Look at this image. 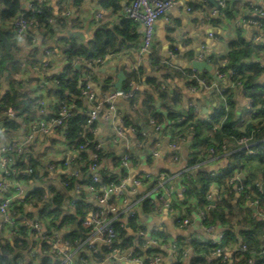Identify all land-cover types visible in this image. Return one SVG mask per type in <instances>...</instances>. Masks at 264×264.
Segmentation results:
<instances>
[{"label": "built area", "instance_id": "built-area-1", "mask_svg": "<svg viewBox=\"0 0 264 264\" xmlns=\"http://www.w3.org/2000/svg\"><path fill=\"white\" fill-rule=\"evenodd\" d=\"M218 7L212 6L210 17L214 14L225 15L228 0H215ZM244 14L238 17L236 25L248 24L257 30L264 31V4L256 0H237ZM69 0H64L63 17L71 15ZM179 0H128L122 8V15L130 21L140 22L142 25V37L138 47V53L146 57L152 54L154 39V23L164 17L169 22L167 11L175 6ZM1 6V3H0ZM46 0H28L24 8L14 15L8 22L17 39L25 38L30 29L38 24V17L47 9ZM191 10L190 6L186 7ZM96 16H101L97 13ZM209 19V17H208ZM52 22V19L49 20ZM211 35V33H209ZM255 39H259L256 36ZM206 46L201 48L196 60H207ZM51 49L45 48L40 63L31 66L33 70L42 71L44 74L37 86L38 91L30 94L27 101L37 106L36 112L43 115L38 120L28 123V133L18 139L0 142V168L2 169V181L0 186L3 189L12 186L14 196L4 195L0 199V243L14 238L19 227L25 226L28 230L29 241L34 243L27 249L28 256L33 259L32 264H44V258H50L45 264H181L189 255L187 248L181 243L162 234L155 225H147L137 217L135 206L142 204L156 215H165L173 219L179 227L190 225L192 217L197 216L206 234V248L208 256L215 260L209 264H229V248L224 242L225 230H218L215 223H206L210 211L216 206L221 198L228 194L236 193L242 202L251 207V217H263L260 209V195L264 193L263 179L254 181L255 191H250L247 177L240 170L233 171L230 176L218 184L214 191L210 187L206 194L207 202L200 206L197 199L193 214H186L181 210L179 201L184 202L186 198V185L183 182L176 187L174 177L165 171L154 175L150 171H140L130 174L129 170L137 165L136 149L143 145L144 140L151 133L156 135L154 146L150 148L148 156L153 158L160 154V134L168 131L172 137V127L156 123L154 115H147V122L144 127L130 122L125 115L118 113L117 102L119 100L129 101L140 91L141 83L135 80L128 82L127 88L120 90L112 89L106 93H97L95 87L87 79L80 81L79 95L91 103L84 112V121L77 134L80 138L78 143H69V122L73 118L74 104L72 102L58 101V106L52 115L47 114V102L43 92L46 88L45 80L52 78L48 73L51 62ZM107 54L87 60L89 68L96 67L103 63ZM177 58L175 51H169L167 57L160 62L167 66H173ZM226 59L219 58L212 75L200 76L193 74V82L188 84L191 93L201 90H215L220 97L219 109L228 110L227 97L224 94L226 88L241 87L242 78L236 69L228 68ZM260 66L264 65L260 62ZM192 71H197L190 68ZM199 72V71H198ZM201 72V71H200ZM18 73H16L17 75ZM225 78L229 85L225 88L219 85ZM1 81V79H0ZM161 83V88H166ZM0 92V104H1ZM253 99H248L250 108ZM187 113L177 119L181 123L189 111L196 114L195 119L188 122L187 128L177 138L168 141L172 159L177 161L180 156V149L184 143L191 142L193 130L197 120L208 122L210 131L216 132L221 125L219 122H212L214 109L199 116L201 107L195 100L187 101ZM264 109V104L254 109ZM4 115L14 117L15 111L12 107L4 109ZM101 118L111 121V134L107 142L97 141L93 136L96 132V121ZM177 129L174 128V131ZM252 129L248 135H243L233 141L235 148H230L226 140L217 144L218 147H210V157L219 155L227 156L233 150L242 149L245 155H254L258 151V145L264 141V124L262 129ZM52 131H58L63 139L69 144V150L59 162L46 163V171L54 173L57 169L64 171L60 176L62 188H68L65 198L66 211H75L78 202L83 204V219L81 225L84 228V235L69 240L65 237L70 229L67 226L56 227L51 223V216L40 219L35 215H24L23 210L27 205H34L26 200L27 190L23 185L14 180L15 174L28 176L34 174L31 166L19 167L16 161L17 156L23 154L27 143L33 142L35 133L44 137ZM258 133V134H256ZM135 135V142H131L130 136ZM258 135V137H256ZM125 142L122 151L117 155L116 163L110 158L106 149L108 146H117ZM87 154L85 160L84 154ZM87 166L83 171L82 167ZM214 176V171L210 172ZM143 193L138 194L140 188H145ZM130 195H133L131 198ZM50 193L46 194V198ZM188 205L190 200L185 201ZM21 207V209H19ZM26 216V217H25ZM23 218V220H22ZM8 230V238L5 231ZM264 238V232H261ZM197 250V249H195ZM247 250V245L242 241L235 246V254L241 255ZM201 256V255H199ZM202 257V256H201ZM168 261V262H166ZM260 261V262H259ZM248 264H264V246L260 247L256 254L251 255Z\"/></svg>", "mask_w": 264, "mask_h": 264}, {"label": "crops", "instance_id": "crops-1", "mask_svg": "<svg viewBox=\"0 0 264 264\" xmlns=\"http://www.w3.org/2000/svg\"><path fill=\"white\" fill-rule=\"evenodd\" d=\"M19 1L22 4L23 9L28 0ZM127 1L128 0H121L119 7L113 9L111 7L103 8L100 4V0H69L68 4H70L71 15L63 17L62 11L64 9V0H46L47 6L51 9L53 15L57 18H61L58 21H55V19L52 20L54 22L52 24V30L44 36L45 29L43 27H40L39 29L36 25L30 29L25 38L17 39L15 37L16 44L22 47L25 52H28L32 46L40 47L42 54L45 48L51 49V62L47 71L52 78L45 80L46 88L43 92L44 98L47 102L46 109L48 115H52L58 106V98L49 93L48 89L53 87L52 83L55 82V76L62 73L63 67L66 63L64 49H66V47L72 42L87 44L92 38L94 32L100 26L118 25L120 27L121 21L125 19L122 15V8ZM2 6L3 3L1 2V7ZM187 6H190L191 10H187ZM228 7L231 11L230 15L210 17L209 13L212 5L207 0H179L175 6L167 11L169 22L166 21L164 17H160L154 23L152 53L161 60L168 56L169 51H175L177 53V58L173 61V64L177 66L175 71L180 72L185 77L182 80L172 81L168 84L169 86L174 87L176 91H179L182 95L181 101L174 107L181 114L187 113L186 104L190 99L195 100L201 107V112L199 114L200 117L205 113L210 112L212 109L215 110L220 104V97L215 90H201L194 93L189 92L187 83V79L189 81V78H186L185 74L181 72V69L184 67L180 66V63H189L191 60H194L203 46H206L207 48L206 53L208 54V57L206 61L211 64L213 69L218 59L221 57L224 58L229 53L230 42H237L242 48L250 47L251 51L248 60L253 59L264 65V31L257 30L255 27L248 24L236 25L237 18L244 14V10L240 7L237 0H230ZM97 13H100L101 16H96ZM125 32L126 35L129 36L128 39L120 43L116 51L108 53L102 64L89 68L85 61L79 62V64L83 65L81 80L87 79L90 81L93 87H95L97 93H106L114 89L113 83L116 81V74L120 69L123 70L125 74L124 82L127 79V75L137 70L139 67L145 69V76H159V73L154 72V69L151 68L149 57L138 53V47L142 37L141 23L128 20L127 30H125ZM209 33H211V35H209ZM256 36H259V39L256 40ZM43 39L45 43H43ZM209 57L211 60H209ZM43 59L44 57L41 56L39 60L41 61ZM40 61L38 63H40ZM87 67L88 72L86 73ZM212 71H206L204 76L212 75ZM15 78L25 85L29 90V94H34L38 91L37 86L39 82L43 80L44 74L40 70L37 71L33 70L31 67H27L21 69L18 74L15 75ZM107 78H110L111 83L107 84L108 89L102 92L101 87L105 84L104 82ZM131 80L133 79H129V81ZM258 81L259 83L264 84V72L259 77ZM219 85L225 88L229 85V81L223 78ZM8 87V83L4 78H1V94L6 92ZM144 88H146L145 85L141 83L140 91L133 99L129 101L119 100L117 102L118 113L125 115L130 122L141 127L146 125L148 115L147 110L142 106ZM229 92L236 112V117L239 119L237 125L241 131L245 130L248 124L255 125L263 120L262 116H254L253 111L249 107L248 99L250 96L247 91H243L239 87H233L229 89ZM68 101L74 104L73 118L71 121L74 124H77L82 120L85 110L88 107H91V103L85 98L80 97V95H74ZM155 104L158 106L160 105L158 99H156ZM2 113L4 114V110ZM25 116L26 114H22L20 117L16 116V120L19 121L17 129L11 131L10 136L1 135L0 142L11 141L27 135L28 123L32 120H38L45 117L36 112V115L26 122L24 120ZM243 119H245L244 127L243 123L241 124V122L244 121ZM110 123L111 121L101 118L96 121V132L93 137L97 141L107 142L111 134ZM163 125L165 126V124ZM3 130L4 128H2V131ZM34 135V143H27L23 156H17L16 161L19 167H26L30 166L28 158H32L36 164L37 172L32 175L21 177L17 173L14 175L13 179L19 181L27 190H32L37 186H45L46 188L54 187L55 189H59L61 188L60 176L64 171L57 169L54 173L50 171L47 172L46 163L59 162L69 150V143L63 139L58 131H52L44 137H41L37 132ZM159 136L161 139L160 154L153 158L149 157L147 154L145 161L140 157V154L144 153V148L147 143L149 150L154 146L156 135L151 133L149 137L144 140L145 143L136 149L137 165L129 170V172L134 175L142 170H146L156 175L159 172L165 171L172 177L175 176L174 184L178 187L181 182L180 174L187 169V160L191 142L184 143L181 146L179 159L175 161L172 159L170 149L168 148V141L171 140V138H175V135L172 134V137H170L168 131H163ZM130 139L132 143L135 142V135L130 136ZM123 145H125V142L117 146L106 145V149L109 153V161L112 158H117V155H119L123 149ZM232 145L233 143H231V147ZM256 154L249 156L243 153L240 158L242 168H235L233 171L240 170L248 180L253 182L257 179H262L261 174L263 165ZM22 162L24 163L23 165L21 164ZM200 164L201 165L193 171V174H195L196 171L204 170L209 173L214 171L215 175H217L225 172L228 167L232 166L229 156L219 155L212 158L209 154L206 155L205 160ZM1 181L2 173L0 172V183ZM210 187L215 191L218 188V184L213 182ZM145 190L146 187L140 188L138 194L143 193ZM4 195L14 196V188L8 186V188L3 189L0 186V199ZM231 195L234 196L233 202H236L238 199H240L241 202L238 207L233 203L236 219H238V223H235L236 221H234V232L237 239L226 243L227 248H229V264L233 262L235 246L237 243L243 241L238 235V232L243 227L244 215L248 217L251 212V207L244 204L238 194L233 193ZM130 197L132 198L133 195H130ZM193 199L194 197L188 199L190 200L188 205H186V200L184 202L179 201L177 204H181V210L184 213L193 214L195 210L194 206L196 204ZM135 209L140 221L150 226L155 225L162 234L178 241L181 243L182 247L187 248L189 255L183 260V264H189L191 257L196 255H201L207 260V262H213L215 260L213 257L208 256L206 249V234L197 216L192 217L190 225L179 227L171 217L156 215L151 209L146 208L142 204H137ZM36 210V206L27 205L23 210V218L24 215H35ZM258 218L264 219V216ZM217 225L218 230H225V226L220 224ZM261 232H264V230L259 232L261 240L260 247H263L264 238L260 236ZM5 233L8 238H11L8 230H6ZM192 241H198L203 244L193 246ZM32 263L33 259L28 256L27 250L16 260V264Z\"/></svg>", "mask_w": 264, "mask_h": 264}, {"label": "trees", "instance_id": "trees-1", "mask_svg": "<svg viewBox=\"0 0 264 264\" xmlns=\"http://www.w3.org/2000/svg\"><path fill=\"white\" fill-rule=\"evenodd\" d=\"M80 1V0H78ZM121 0H100V4L103 8L117 9ZM224 10L225 15H230L228 4ZM0 79L8 83L9 87L1 96L0 104V138L1 135L10 136L11 131L17 129L19 121L16 120L22 114H26L24 120L27 122L33 116L36 115L37 106L27 101V97L30 95L29 90L25 85L16 80L15 75L21 69L31 67L38 63L42 56V50L38 46H32L28 52L23 51L22 47L16 44L15 36L12 29L8 26L7 22L22 10V4L19 0H0ZM50 19L55 21L60 20L51 12V9L47 7L45 13L38 17L37 28L43 27L45 29L44 36L52 30V24L49 22ZM128 19L121 21V26H100L93 34L92 38L87 44L70 43L66 49H64L66 63L63 67L62 73L55 76V82L52 83L53 87L48 89V92L55 95L59 101H68L72 96L79 95V85L82 79V68L83 65L79 64L81 61L91 60L92 58L103 56L108 53H112L117 50L120 43L128 39L125 30H127ZM43 43H45L43 39ZM230 51L222 59H226L228 62L227 69L233 68L238 71L241 75L242 85L241 89L247 91L249 96L253 99L251 110L254 116H262L263 120L255 125L248 124L246 129L241 131L238 128L239 119L236 117L233 102L229 89L224 90V94L228 101V110L215 108L211 121L219 122L222 119L220 128L216 132L210 131V125L208 122L197 120L195 129L193 130L192 140L190 143V152L188 154L187 169L180 174L181 182L186 185V198L183 200L194 197L197 199L200 206H203L206 202V194L210 189L213 182L222 183L223 180L227 179L235 168H242L240 164V158L244 151L242 149L233 150L227 157L231 161L230 167L220 174L211 176L209 172L204 170L193 171L197 169L206 155L209 154L210 147H218L222 141L226 140L230 148H235L233 141L243 135H248L252 129L259 131L262 129L264 124V109L260 107L264 104V84L259 83L258 79L263 74L264 68L260 66L259 61L248 60L250 56V47H240L237 42L229 43ZM151 68L154 72H158L159 76L146 75L145 69L139 67L127 75V79L123 83V88H127L129 79H133L145 85L143 89L142 106L147 110L148 114L154 115L156 123L165 124L167 127H172V134L175 138L179 137L180 134L187 128L188 122L195 119L196 114L189 111L188 115L184 118L181 123H177V119L181 117L179 111L174 107L181 101V93L176 91L172 86H169V82H174L184 79V75L180 72L175 71L176 68L173 66H167L160 62V59L152 53L149 57ZM209 60L211 58L209 57ZM215 61V60H212ZM211 61V62H212ZM77 64L80 68H77ZM217 64V62H216ZM88 67L86 68V73ZM181 72L185 74L187 83L193 82L191 76L195 73L200 76L205 75V70L198 72L192 71L190 68H183ZM102 85L101 91L108 89L107 84H110V78H107ZM161 83L166 84V88H161ZM138 94V93H137ZM156 99L159 100L160 105L156 106ZM6 107H12L15 111V117H7L2 111ZM17 116V117H16ZM82 120L74 124L72 121L69 122V134L67 140L69 143H78L80 138L77 134L83 123ZM177 129L174 131V128ZM2 128L4 130L2 131ZM255 130V131H256ZM258 134V133H256ZM258 137V135H256ZM231 143H233L231 147ZM23 156L19 155V157ZM256 156L260 159L263 165L262 168V179L264 181V141L258 145V151ZM85 160L87 154H84ZM116 163V159H113ZM29 165L33 168L34 174L37 172L36 164L32 158H28ZM24 164L23 162L21 163ZM83 171L86 170L87 166L82 167ZM250 185V191L254 192L255 186L253 181L247 180ZM68 188L55 189L54 187L37 186L27 193L26 200L31 201L36 206V215L40 219H44L46 216H51V223L53 226L58 228L67 226L70 231L65 235L69 240H74L79 236L84 235V228L81 225L83 219V204L78 202L75 205V211H66L65 198L67 196ZM51 193L49 198H46L47 193ZM260 209L264 212V193L260 196ZM234 196L228 194L223 196L216 206L210 211L209 216L206 219V223H215L225 226L224 242H232L237 239L234 228L235 223H238L234 212L233 203L238 207L240 199L233 202ZM242 200V199H241ZM21 209V207H19ZM234 221H236L234 223ZM242 225V224H241ZM242 229L238 232V235L247 245V250L241 255L234 254L233 262L231 264H248L247 260L251 255L256 254L260 247L259 232L264 230V219L258 217H251L244 215ZM193 246H198V241H192ZM34 243L29 241L28 230L25 226L19 227L17 235L11 240H7L4 243H0V264H16V260L23 254L24 251L29 249ZM207 249V248H206ZM50 258H44L42 263H49ZM260 262V261H259ZM183 264V263H181ZM189 264H209L207 260L199 255L191 257ZM221 264V263H217Z\"/></svg>", "mask_w": 264, "mask_h": 264}, {"label": "water", "instance_id": "water-1", "mask_svg": "<svg viewBox=\"0 0 264 264\" xmlns=\"http://www.w3.org/2000/svg\"><path fill=\"white\" fill-rule=\"evenodd\" d=\"M212 6L218 7V4L216 3L215 0H207ZM213 17H217V14L212 15ZM180 66L184 67V68H194L197 71H212L213 67L211 66L210 63H208L205 60H191L189 63H180ZM77 68H80V65L77 64ZM125 79V74L123 72V70H119L116 74V81L113 83V87L115 90H120L123 86V82ZM157 105V104H156ZM158 106V105H157ZM0 172H2V169L0 168Z\"/></svg>", "mask_w": 264, "mask_h": 264}, {"label": "rangeland", "instance_id": "rangeland-1", "mask_svg": "<svg viewBox=\"0 0 264 264\" xmlns=\"http://www.w3.org/2000/svg\"><path fill=\"white\" fill-rule=\"evenodd\" d=\"M244 121L241 122V124L243 123V127L245 126V119H243ZM149 152V148H148V143L146 144V147L144 148V153L140 154V157L143 161H145L147 154Z\"/></svg>", "mask_w": 264, "mask_h": 264}, {"label": "clouds", "instance_id": "clouds-1", "mask_svg": "<svg viewBox=\"0 0 264 264\" xmlns=\"http://www.w3.org/2000/svg\"><path fill=\"white\" fill-rule=\"evenodd\" d=\"M256 2L264 4V0H256Z\"/></svg>", "mask_w": 264, "mask_h": 264}]
</instances>
